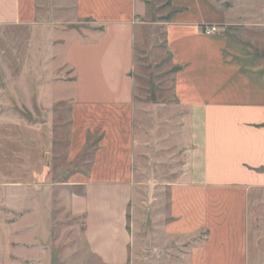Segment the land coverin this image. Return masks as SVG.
<instances>
[{"label":"crops","instance_id":"1","mask_svg":"<svg viewBox=\"0 0 264 264\" xmlns=\"http://www.w3.org/2000/svg\"><path fill=\"white\" fill-rule=\"evenodd\" d=\"M170 3L166 51L183 116L168 158L181 164L165 180V221L146 237L135 219L142 196L135 166L144 152L136 50L148 0H73L72 21L63 19L93 25L71 35L62 53L75 87L66 163L76 166L62 197L83 221L77 237L85 248L68 250V264H264V237L251 222L264 194V0ZM43 7L0 0V26L41 25ZM209 24L219 31L205 34ZM47 175L0 170V264L44 257L36 190L8 182Z\"/></svg>","mask_w":264,"mask_h":264},{"label":"rangeland","instance_id":"2","mask_svg":"<svg viewBox=\"0 0 264 264\" xmlns=\"http://www.w3.org/2000/svg\"><path fill=\"white\" fill-rule=\"evenodd\" d=\"M40 1L45 19L41 25L0 26V170L10 175H49L51 179L47 181L8 183H22L26 189L36 190L34 196L41 201L37 203L41 205L38 211L42 226L37 247L44 257L27 263L68 264L72 260L68 250L85 248L77 237L83 221L68 214L62 197L65 174L69 168L76 169L66 163L75 87L63 66L62 53L71 35L83 36L84 30L93 25L63 22L64 18L71 20L73 0ZM148 4L136 50V135L144 152L135 166L136 183L142 193L135 219L142 237L165 221V180L174 179L177 174L173 172L181 164L174 159L176 156L168 158V154L177 151L175 140L183 116L174 93V68L166 51L171 3L148 0ZM256 199L251 222L257 227L253 228L255 237L263 238L264 194ZM142 250L145 251L144 244Z\"/></svg>","mask_w":264,"mask_h":264},{"label":"built area","instance_id":"3","mask_svg":"<svg viewBox=\"0 0 264 264\" xmlns=\"http://www.w3.org/2000/svg\"><path fill=\"white\" fill-rule=\"evenodd\" d=\"M220 27L218 25L214 24H209V25H204L202 27V30L205 34H214L219 31Z\"/></svg>","mask_w":264,"mask_h":264}]
</instances>
